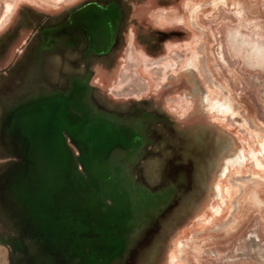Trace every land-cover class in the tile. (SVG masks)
<instances>
[{"label":"rangeland","instance_id":"374dc122","mask_svg":"<svg viewBox=\"0 0 264 264\" xmlns=\"http://www.w3.org/2000/svg\"><path fill=\"white\" fill-rule=\"evenodd\" d=\"M79 1L0 0V38L24 21L22 15L29 9L56 13ZM145 1L123 0L128 17L123 40L111 67L94 65L93 82L100 99L115 108L114 113L100 112L116 131H124L115 139L123 140L124 134L125 140L142 145L155 134L161 149L169 145L163 159L154 154L143 161L138 144L117 143L109 153V166L100 164L105 179L98 180L96 194L85 175L82 182L11 177L0 181V264L81 263L61 244L49 245L40 227L35 235L27 224L32 217L25 205L27 191L62 187L55 182L64 183L68 191L78 183L82 191L73 193L72 203L81 201L84 209L97 212L104 235L126 236V249H135L134 264H264V0H185L190 34L187 28L184 33L154 28L152 24L175 25L181 19L146 9ZM28 30L22 29L11 56L23 58ZM216 101L229 108L214 112L209 104ZM132 103L150 113L142 117L138 107L129 111ZM37 131L33 139L38 142ZM1 152L0 163L9 161L11 154ZM170 159L195 160L189 187V174L183 172L186 181L174 177L179 170ZM67 166L71 171L73 164ZM15 189L22 200L14 199ZM60 199L59 194L53 196L51 212ZM47 231L58 236L54 227ZM138 236L146 240L137 244ZM102 257L107 256L96 255L94 263L102 264Z\"/></svg>","mask_w":264,"mask_h":264},{"label":"flooded vegetation","instance_id":"af4514ba","mask_svg":"<svg viewBox=\"0 0 264 264\" xmlns=\"http://www.w3.org/2000/svg\"><path fill=\"white\" fill-rule=\"evenodd\" d=\"M99 1L89 0L85 4L77 3L56 13L37 14L28 11L22 15L24 21H19L12 28L6 29L1 33L2 38L0 39H3V37L5 39H3L5 43L0 50V62H2L0 66L1 88L2 83L14 80V73L24 67L27 58L31 54L30 50L34 45L37 46L39 55L49 52L55 58H59L61 52L76 53L75 56L78 54L82 58V62L75 61V68L80 69L77 72L78 74L68 75V78L64 77L63 82L60 83L63 91H66L65 94L62 95V93H57L53 88L46 87L48 84L46 81H42L35 88L26 84L17 96L5 98L2 102L0 108V133L4 138L2 145L9 149V154L11 155L9 161L1 163L0 181H7V178L11 177L16 181L20 178H29L32 180L44 179L46 182L52 183V180H59L60 182L61 180L73 178L77 182H82L85 175V179L90 180L92 192L96 194L99 192L97 187L98 180L105 179L98 169L100 164L108 165L109 153L116 144H121L124 147L130 146V144L134 146L138 142L140 144L141 141H133L132 143V141L125 140L126 138L124 139L123 134V140L118 139L114 145L106 146L103 150L99 147V141L95 140L92 142L94 144L92 149L89 148L88 144L81 142L75 132L77 127L80 126L77 122L83 116L82 107L89 111L90 119L95 121L100 120L102 116L104 120L102 119L101 121L109 120V117L103 115L100 111H106L107 114L115 112V108L100 100L93 93L90 101L95 108L82 99H75L74 96V94L86 95L88 93L90 80L93 72H95L93 68L95 63L106 67L113 65L115 53L120 47L124 29L127 27V11L122 2L117 0ZM25 27L29 29V34L26 36L25 53L23 58L20 59L19 54L11 56L10 49L14 43L18 42L22 29ZM179 34L181 35L182 33ZM94 40H97L99 44L93 46L95 44ZM90 50L91 54L88 56L87 53ZM50 101L60 104L66 111L69 122L68 130H66V127L62 128L60 132L62 135L61 140L51 139V134L50 139H40L37 142L24 133V124L20 122V117L24 114L32 116L40 113L39 111H34V106L42 102L47 105ZM132 107H138L142 117L150 113L141 104L132 103L129 111ZM49 111L50 106L47 105L43 113H48ZM111 126H109V129L116 131L115 127ZM31 128L35 130L32 124L27 125L28 130ZM171 128L173 129L174 127L171 125ZM43 129L47 130V125ZM154 129L152 128L151 130L154 131ZM118 131L124 132L122 129ZM48 136L50 135H46V137ZM154 142L155 139L149 136L148 141L145 140L142 145L138 144L143 149V161L149 157L151 144ZM147 146H149V149H147ZM98 153L102 155H98ZM153 155L154 153L150 156ZM68 162L73 164L71 171L69 166H67ZM112 162L115 161L112 159ZM171 163H174V160H171ZM41 167H43V171H40ZM173 167L179 170L177 176L174 177L183 178V172L189 174L190 180L187 183L189 187L193 180L194 161L190 160L186 163L175 161ZM141 172L142 177H144L143 167ZM77 182L73 189L69 191L63 187L64 183L58 182H55V185L60 186V184H63L62 187L32 188L27 191L28 198L24 200L26 201L25 205L29 206L33 217L27 223L31 230L37 235V228L40 227L43 238L49 245L54 242L61 244L64 251L66 250L70 256L79 258L80 264H95L94 257L98 254L107 256L101 258L102 264H134L135 249H126L128 240L126 236L104 235V233L99 231V228L105 225L99 224L98 213L92 209H84L81 201H76L75 204L72 203L71 197L73 193L77 195V193L80 194L82 191L78 188ZM11 185L15 186L16 182L12 181ZM55 194H59L61 199L58 207H55L56 209L53 208L54 212H51V207L52 205L54 206L52 199ZM12 195H14L15 200H22L16 189ZM55 211L58 212V218L55 217ZM88 216L90 219H87ZM49 227H54L58 236L48 234L47 232L49 231L47 230ZM134 240L137 244H140L146 238L138 236ZM84 249H86V253L83 251ZM64 258L67 259L66 256Z\"/></svg>","mask_w":264,"mask_h":264},{"label":"crops","instance_id":"0c3cea01","mask_svg":"<svg viewBox=\"0 0 264 264\" xmlns=\"http://www.w3.org/2000/svg\"><path fill=\"white\" fill-rule=\"evenodd\" d=\"M86 1L89 0H81L78 2L81 4H85ZM94 1V0H93ZM100 2L99 0H95ZM107 1V0H105ZM122 2V4L124 5L125 2H123V0H117ZM185 0H146L145 4H144V8L146 9H161L162 13H166L171 15L172 17H178V19L180 21H177V24H173V25H157V24H152V26L156 29H160V30H164L165 28H169L171 29H177V30H182V31H187L188 27L186 26L187 24L185 22H187L188 18V11H187V7H186V2H184ZM77 4V3H76ZM181 4H185L182 5ZM184 9V13H181L180 10ZM30 12L32 13H37V14H41V13H47V12H39L36 11L35 9H29ZM147 13L143 12L141 14V16H143L145 19L147 17ZM190 15V14H189ZM141 19H138V21L136 22L138 26H136V24L134 26H132L131 30L133 32V34H135V31L141 28L140 25ZM165 26V27H162ZM187 28V29H186ZM191 28H194L193 25H191ZM189 34L193 29H188ZM161 35H163V31H160ZM104 34V33H103ZM188 35V33H187ZM168 37V36H167ZM163 42V41H162ZM94 45L99 44L98 41L94 40ZM155 46V45H154ZM205 48V46H204ZM139 50H143L141 46H139ZM144 51V50H143ZM30 56L27 58L26 63L24 64V67L18 71H16L14 73V80H9V81H5L4 83H2V88L0 87V108L2 105V102L5 100V98L8 97H15L17 96V94H19L22 89L24 88V86L27 84L29 85V87H37L39 86V83L42 81H46V83L48 84V88H53L55 91L60 92L63 94L66 93V91H63V88L61 87L62 85L60 83L63 82L64 77L68 78V75H76L78 74L77 72L80 71V69L75 68V61H80L82 62V58L80 56H75L76 53H71L68 54L67 52H61L59 55V58H55V56L52 55V53L49 52H45L44 54H40L37 53V46L34 45L32 46L31 50H30ZM91 54V50L87 53V55L89 56ZM39 57L40 60H39ZM40 61V63H39ZM79 62V63H80ZM138 62V60H137ZM95 65L97 66L98 64L95 63ZM129 65V64H128ZM130 65L132 66V64L130 63ZM93 68L95 69V67L93 66ZM92 69V68H91ZM83 71V70H82ZM95 72H93L92 74V78H91V82H90V88L87 91L88 93H86V95H75V99H82L84 101H86L88 103V105L92 106L93 108H95V106L92 104V102L90 101V97L91 94H95L96 96H98V87L97 85L94 84L93 82V77H94ZM51 86V87H50ZM33 88V89H34ZM98 98L100 99V97L98 96ZM102 100V99H100ZM83 116L79 121H83V120H88L90 118V113L89 111L85 110L83 107ZM44 114H46V112H44ZM43 114V115H44ZM45 118V116H44ZM82 123V122H81ZM81 125V124H79ZM77 134V138H79V140L81 141V137L79 136L78 133ZM152 139H155V142L153 144H151V149H150V153L148 154V156L152 155L153 153L155 155H159V157H161V159H163V149L167 150L169 148V145H166L163 147V149H161V146L163 145L162 142L158 141L157 136L154 134L152 135ZM82 142V141H81ZM2 141L0 140V148L1 151L3 153L6 154V156H8L9 151L2 145ZM87 144V143H86ZM147 149H149V146H147ZM6 150V151H5ZM1 152V153H2ZM168 156V155H167ZM168 160V158H167ZM171 162V160H169ZM0 168H1V163H0ZM148 180V179H146ZM156 181V179H155ZM150 184V183H149ZM151 185V184H150ZM156 184H152V186H155Z\"/></svg>","mask_w":264,"mask_h":264},{"label":"water","instance_id":"95a60500","mask_svg":"<svg viewBox=\"0 0 264 264\" xmlns=\"http://www.w3.org/2000/svg\"><path fill=\"white\" fill-rule=\"evenodd\" d=\"M47 105L50 106V111L48 112V115H46V118H44L43 111ZM47 105L44 102L36 104L34 106V111H39L40 113H36L32 116H29L25 122L23 121L22 117H20V122L24 124L23 125L24 133L30 136V138L32 139L34 137L33 130L32 128L28 130L27 125L33 124L35 126V130L38 129L37 132L41 140L50 139L51 134H52L51 139L61 140L62 135L60 132L62 128L66 127V130H68L67 129L68 128L67 126L69 125L68 116L66 114V111L63 109V107L60 104H56V102L54 103L53 101H50ZM102 119L104 120V118L102 117L100 118V120L98 119L95 121L89 118L88 120L77 122V124H81V125L77 127L75 132L79 134V136L82 139L81 141L84 144L85 143L88 144L89 148H92V146L94 145L92 143L93 141L98 140L100 143L99 147L100 149L103 150L106 146L110 147L115 144L116 141L115 137L118 136L120 137V135H118V131L110 130L109 122L108 121L106 122V120L101 121ZM46 125L48 128L47 130L43 129V127H45ZM48 134L50 136L46 137V135ZM98 155H102V154L98 153ZM40 171H43V167L40 168Z\"/></svg>","mask_w":264,"mask_h":264},{"label":"bare ground","instance_id":"6f19581e","mask_svg":"<svg viewBox=\"0 0 264 264\" xmlns=\"http://www.w3.org/2000/svg\"><path fill=\"white\" fill-rule=\"evenodd\" d=\"M91 10V9H90ZM110 12V11H109ZM87 15V14H86ZM82 24V23H81ZM89 24V23H88ZM95 27V26H94ZM100 30V29H99ZM103 31V30H102ZM94 34V33H93ZM40 58L41 57H39V60H40ZM41 61V60H40ZM40 61H39V63H40ZM194 61V60H193ZM197 66V65H196ZM187 74V73H186ZM189 76V75H188ZM182 80V79H181ZM190 81V80H189ZM186 88V87H185ZM206 93V92H205ZM213 93V92H212ZM198 97V96H197ZM212 97V96H211ZM196 98V97H195ZM211 100V99H210ZM220 101V100H219ZM225 103V102H224ZM210 105V109L211 110H213L214 112L215 111H221V110H226L227 108H229V106L228 105H226V104H223V103H220V102H213V103H210L209 104ZM231 105V104H230ZM142 111V110H141ZM212 112V111H211ZM232 112V111H231ZM210 113V112H209ZM213 113V112H212ZM20 114V113H19ZM219 114V113H218ZM46 115H48V113L46 112V114H44L43 115V117L45 116V118H46ZM225 115H227V114H225ZM233 115V114H232ZM144 116V115H143ZM215 116V115H214ZM28 117H29V115H27V114H24L23 116H22V119H23V121L25 122L27 119H28ZM103 117V116H102ZM230 117V116H229ZM106 118V117H105ZM226 118V117H225ZM107 120V119H106ZM207 120V119H206ZM109 121V120H108ZM216 122V121H215ZM204 128V127H203ZM210 128V127H209ZM188 129V128H187ZM192 131V130H191ZM204 131H206V130H204ZM212 131V130H211ZM189 132V131H188ZM203 132V131H202ZM220 132V131H219ZM211 135V134H210ZM220 136V135H219ZM203 137V136H202ZM189 139V138H188ZM204 141V140H203ZM202 141V142H203ZM196 142V141H195ZM234 142V141H233ZM40 145V144H39ZM189 145V144H188ZM245 146V145H244ZM190 147V146H189ZM60 148V147H59ZM203 148V147H202ZM208 150V149H207ZM170 151V150H169ZM41 152V151H40ZM58 152H60V151H58ZM57 152V153H58ZM208 153V152H207ZM186 154H187V152H186ZM53 156V155H52ZM243 155H242V153H240L239 154V157H242ZM194 157V156H193ZM259 157V156H258ZM187 159V158H186ZM212 159V158H211ZM257 159V158H256ZM164 160L165 161H162V163H165L166 161H167V155H166V157L164 158ZM192 161V159H189L188 161ZM213 160V159H212ZM247 160V159H246ZM195 161V160H194ZM120 162V161H119ZM260 162H261V160H260ZM196 163H197V161H196ZM262 163V162H261ZM196 165V164H195ZM60 166V165H59ZM109 166V165H108ZM164 166V165H163ZM198 167V166H197ZM157 169H158V167H157ZM226 169H227V166L225 165L224 167H223V169H222V171H221V173L223 174V173H225V171H226ZM200 170V169H199ZM202 170V169H201ZM215 171V170H214ZM203 172V171H202ZM197 174V173H196ZM213 174V173H212ZM215 174V173H214ZM184 179H185V181H186V177H185V175L183 174V176H182ZM209 178V177H208ZM112 179V178H111ZM162 179V178H161ZM199 179V178H198ZM113 180V179H112ZM42 181V180H41ZM49 181V180H48ZM59 182V181H58ZM161 182V181H160ZM198 183V182H197ZM202 184V183H201ZM61 185V184H60ZM50 186V185H49ZM141 188V187H140ZM177 188V187H176ZM145 189V188H144ZM168 190H167V194L168 195H170L171 194V191H172V187H168L167 188ZM223 189V188H222ZM221 189V190H222ZM149 190V189H148ZM136 193V192H135ZM154 196V195H153ZM145 198V197H144ZM209 202V201H208ZM201 207V206H200ZM217 208V207H216ZM161 209H159V211H160ZM215 211V210H214ZM44 215H46L45 213H43ZM220 214V213H219ZM136 217V216H135ZM71 220V219H70ZM58 221V220H57ZM60 222H62V221H60ZM132 225V224H131ZM130 225V226H131ZM140 225V224H139ZM76 227V226H75ZM50 228V227H49ZM57 230V229H56ZM60 230V229H59ZM45 231V230H44ZM66 231V230H65ZM60 235V234H59ZM52 236V235H51ZM76 236V235H75ZM93 238V237H92ZM86 239V238H85ZM123 241V240H122ZM88 243V242H87ZM86 244V243H85ZM81 245V244H80ZM1 246V245H0ZM112 250V249H111ZM108 252V251H107ZM109 254V253H108ZM88 255V254H87ZM92 260V259H91ZM95 262V261H94ZM109 264V263H108Z\"/></svg>","mask_w":264,"mask_h":264}]
</instances>
